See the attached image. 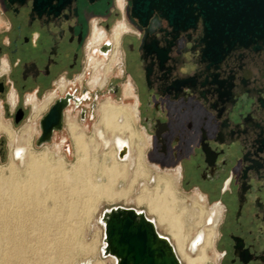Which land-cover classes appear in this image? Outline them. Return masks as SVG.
Instances as JSON below:
<instances>
[{"label": "flooded vegetation", "instance_id": "obj_1", "mask_svg": "<svg viewBox=\"0 0 264 264\" xmlns=\"http://www.w3.org/2000/svg\"><path fill=\"white\" fill-rule=\"evenodd\" d=\"M171 1L0 0V157L29 125L32 149L64 134L69 151L74 123L116 157L128 137L99 108H127L144 164L214 203L216 264H264V41L216 54Z\"/></svg>", "mask_w": 264, "mask_h": 264}, {"label": "bare ground", "instance_id": "obj_2", "mask_svg": "<svg viewBox=\"0 0 264 264\" xmlns=\"http://www.w3.org/2000/svg\"><path fill=\"white\" fill-rule=\"evenodd\" d=\"M99 113L98 123L105 135L128 134L129 145L127 141L123 146L116 145V157L113 147L100 152V142L93 135H86L75 123H68L75 155L70 163L61 156L54 157L49 150L33 151L30 125L20 132L17 140L21 149L14 153L6 168H0V264L113 263L111 257L96 259L100 230L97 226L92 239L86 240L94 224L91 217L104 201L145 204L148 212L156 215L155 224L170 234L183 264L206 263L211 258L207 250L215 237L216 226L207 225L197 232L202 217L208 213L202 206L199 213L196 212L195 205L200 204V200L203 202L202 197L192 196L193 205L188 207L178 195L174 175L158 172L153 178V188L145 184L140 193L133 196L135 184L141 179L149 180L151 169L142 163L143 144L141 135L132 128V111L106 101L101 104ZM1 127L12 144V131ZM99 134L106 147L108 141L101 132ZM129 146L133 151L136 146L138 152L133 172L130 171L133 155L124 162L116 160L122 151L129 153ZM98 220L94 219L99 225ZM87 221L88 226H84ZM197 238L203 239L198 246L194 244ZM102 245L101 240L100 256ZM187 247L196 251L194 256Z\"/></svg>", "mask_w": 264, "mask_h": 264}, {"label": "water", "instance_id": "obj_3", "mask_svg": "<svg viewBox=\"0 0 264 264\" xmlns=\"http://www.w3.org/2000/svg\"><path fill=\"white\" fill-rule=\"evenodd\" d=\"M188 14L200 20L204 34L216 54L235 45L264 41V0H172L164 5V15ZM50 112L43 120L41 140L50 137ZM126 152L118 154L124 159ZM101 256L113 258L111 264H183L169 237L157 230L155 221L143 210L116 205L102 211ZM201 239L194 240L199 244Z\"/></svg>", "mask_w": 264, "mask_h": 264}, {"label": "rangeland", "instance_id": "obj_4", "mask_svg": "<svg viewBox=\"0 0 264 264\" xmlns=\"http://www.w3.org/2000/svg\"><path fill=\"white\" fill-rule=\"evenodd\" d=\"M82 126V125H81ZM83 127V126H82ZM87 135L88 136H91V135H93L94 136V132H88L87 133ZM111 136L112 135H107V137H108V139H110L111 138ZM125 136L127 137L128 136V134H125ZM64 137H66V135H61L60 136V139H56V138H53V140L50 142V143H47V144H45V145H43V146H40V147H34L33 148V151H35L36 153H40V152H42V150L44 151V150H49V152H51L52 154H53V156L54 157H63V159L65 160V161H67L68 163H70V162H72V161H74V159H75V155H74V148H73V146H71L70 147V150L69 151H67L66 150V148H63L62 147V141H63V139H64ZM99 140V139H98ZM100 141V140H99ZM112 145H107L106 147H101V149L99 150L100 152H103V151H106V150H108L110 147H111ZM58 148V149H57ZM136 146H134V151H132V154H133V159H134V164L132 165V167L130 168V171L131 172H133V170L135 169V166H136V159H137V156H136V154L138 153L137 151H136ZM11 153H12V151L11 150H6V152H5V155H4V157H0V168L2 167V168H6L8 165H9V163H10V161L11 160H13V159H11L12 158V155H11ZM142 163H144L143 161H142ZM145 165V164H144ZM146 166V165H145ZM147 167V166H146ZM149 168V167H148ZM156 174H157V172L156 171H153L152 169L150 170V178H149V180L148 179H141V180H139L136 184H135V186H134V189H133V196H136V195H138L139 193H140V191H141V189L144 187V185L145 184H147L148 185V187H150V188H153L154 187V184H155V181H154V179L153 178H155L156 177ZM152 175V176H151ZM154 175V176H153ZM147 180H148V183H147ZM177 192H178V195H180L181 196V198L182 199H184V201H185V203H186V205L188 206V207H191L192 205H193V200L191 199L190 200V198L192 197V196H194L195 194H196V190L193 188V189H185V188H182L181 186H180V184L179 183H177ZM186 198V199H185ZM187 200V201H186ZM199 203L200 204H196L195 206H196V212L197 213H199V211H200V206H202L204 209L206 208V211H208V213L205 215V216H203L202 217V223H201V225H200V227H199V229H198V231L197 232H201V229L203 228V227H205V226H207V225H211L212 224V221L210 222V219H211V216L213 217L214 216V214H215V211L214 210H212V208H213V206H214V203H210V202H207L206 200H204L203 202L200 200L199 201ZM134 204V205H133ZM116 205H122V206H125V207H134V208H136V209H140V210H143L145 213H146V215L149 217V218H151V219H153L155 222H157V219H156V215L154 214H152V213H150V212H148V208H147V206L145 205V204H140V205H138V204H136V203H132V202H130V203H124L123 201H118V202H102L101 204H100V206H99V208L93 213V216L91 217V220L90 221H93V226H92V228H91V231L89 232V234H90V237L87 235V238H86V240L87 241H89L90 239H92L91 237H93L92 235H94V233H95V231H98V230H95V226H97L100 230L98 231V238H97V240H96V242H97V244H98V246H97V251H96V254H95V256H96V259H97V257H99V258H103V256H100L99 255V248H100V242H101V240H102V226H101V224H100V222H99V220H98V223H99V225L101 226H99L98 224H96L95 223V221H94V219L97 217V218H99L100 217V215H101V213H102V211L104 210V209H106V208H109V207H112V206H116ZM138 205V206H137ZM137 206V207H136ZM157 224V223H156ZM88 226V221L86 222V224H84V226ZM160 228H161V226L160 225H158L157 224V230L161 233V234H163V235H165V236H167V237H169L170 238V240L172 241V239H171V236H170V234L168 233V232H166L165 230H160ZM162 229V228H161ZM196 231L195 230H193L192 231V234H194ZM202 240L203 239H201V241H200V243L199 244H197V246L198 245H200L201 243H202ZM172 243H173V241H172ZM187 251H189L193 256L195 255V253H196V251L194 250V251H190L189 250V247H187ZM207 254H208V257H211V258H209L207 261H206V263H204V264H216V260H217V258H216V252H215V248H214V245H213V242H212V244H211V246H210V248L207 250ZM82 258V257H81Z\"/></svg>", "mask_w": 264, "mask_h": 264}]
</instances>
